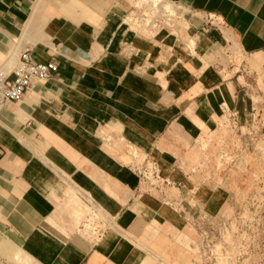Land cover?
I'll return each mask as SVG.
<instances>
[{
  "label": "crops",
  "instance_id": "obj_1",
  "mask_svg": "<svg viewBox=\"0 0 264 264\" xmlns=\"http://www.w3.org/2000/svg\"><path fill=\"white\" fill-rule=\"evenodd\" d=\"M169 1L223 27L189 16L191 51L169 35L129 32L122 18L136 0H0V64L16 53L5 66L15 68L31 47L36 62L59 68L0 107V264H135L144 231L185 223L164 194L139 192L142 159L169 193L207 204L196 159L228 113L248 112L264 0ZM233 46L238 68L217 54Z\"/></svg>",
  "mask_w": 264,
  "mask_h": 264
},
{
  "label": "rangeland",
  "instance_id": "obj_2",
  "mask_svg": "<svg viewBox=\"0 0 264 264\" xmlns=\"http://www.w3.org/2000/svg\"><path fill=\"white\" fill-rule=\"evenodd\" d=\"M181 32L180 37H171L187 48L193 29ZM217 54L226 66L232 62L238 68L245 62L235 46ZM4 59L0 68L14 65L9 57ZM253 70L246 115L235 122L226 118L218 133L201 144L196 181L204 186L201 198L207 204H197L192 196L184 200L165 186L169 207L185 223L169 233L155 225L136 242L130 238L140 252L135 264L146 259L149 264H264V62L255 64ZM90 235L93 240L97 237ZM179 255L184 259L180 261ZM14 256L20 259L19 254Z\"/></svg>",
  "mask_w": 264,
  "mask_h": 264
},
{
  "label": "built area",
  "instance_id": "obj_3",
  "mask_svg": "<svg viewBox=\"0 0 264 264\" xmlns=\"http://www.w3.org/2000/svg\"><path fill=\"white\" fill-rule=\"evenodd\" d=\"M189 16L200 19L205 28L220 30L223 27L221 21L215 16H201L199 13H194L185 6L169 0H136L126 13L122 24L129 32L147 39H156L159 35L172 36L174 34L180 37L178 35H181V30L183 33L188 32L192 27L186 19ZM183 22H187L188 25L179 26ZM196 43L197 40L193 42L195 46ZM183 45L186 47L185 44ZM187 49L192 50L189 41ZM58 69L54 60L47 63L36 62L33 49L31 47L24 48L15 68L8 69L5 66L0 68V107L21 102L36 83L49 82L58 73ZM237 117L236 112L228 113L227 116L230 122H235ZM133 170L139 179L140 193L163 195V188L171 186V183L162 178L158 166L151 160L138 161ZM166 199L167 205H170L169 199Z\"/></svg>",
  "mask_w": 264,
  "mask_h": 264
},
{
  "label": "bare ground",
  "instance_id": "obj_4",
  "mask_svg": "<svg viewBox=\"0 0 264 264\" xmlns=\"http://www.w3.org/2000/svg\"><path fill=\"white\" fill-rule=\"evenodd\" d=\"M194 38H192V39H190L189 40V42H190V46H191V48H192V50H194L195 48H196V46L193 44V42L195 41V40H197V38L195 37V36H193ZM15 55H16V53H14L11 57H10V60H12L14 57H15ZM2 108V107H1ZM133 156V158L134 159H139V157L137 156V155H132Z\"/></svg>",
  "mask_w": 264,
  "mask_h": 264
}]
</instances>
